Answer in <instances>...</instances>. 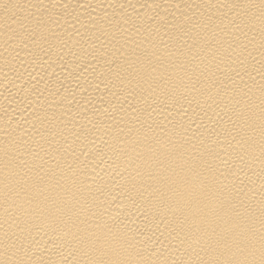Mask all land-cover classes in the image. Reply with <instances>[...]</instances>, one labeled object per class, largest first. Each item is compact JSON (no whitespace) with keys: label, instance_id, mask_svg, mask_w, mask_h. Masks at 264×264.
I'll use <instances>...</instances> for the list:
<instances>
[{"label":"bare ground","instance_id":"6f19581e","mask_svg":"<svg viewBox=\"0 0 264 264\" xmlns=\"http://www.w3.org/2000/svg\"><path fill=\"white\" fill-rule=\"evenodd\" d=\"M0 264H264V0H0Z\"/></svg>","mask_w":264,"mask_h":264}]
</instances>
